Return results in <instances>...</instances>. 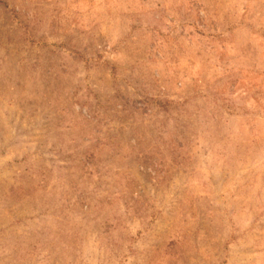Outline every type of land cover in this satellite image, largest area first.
<instances>
[{
    "label": "rangeland",
    "instance_id": "rangeland-1",
    "mask_svg": "<svg viewBox=\"0 0 264 264\" xmlns=\"http://www.w3.org/2000/svg\"><path fill=\"white\" fill-rule=\"evenodd\" d=\"M0 264H264V0H0Z\"/></svg>",
    "mask_w": 264,
    "mask_h": 264
}]
</instances>
